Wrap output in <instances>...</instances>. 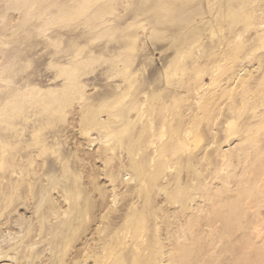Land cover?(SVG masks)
Instances as JSON below:
<instances>
[{"label": "rangeland", "instance_id": "374dc122", "mask_svg": "<svg viewBox=\"0 0 264 264\" xmlns=\"http://www.w3.org/2000/svg\"><path fill=\"white\" fill-rule=\"evenodd\" d=\"M0 264H264V0H0Z\"/></svg>", "mask_w": 264, "mask_h": 264}]
</instances>
